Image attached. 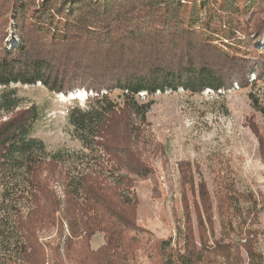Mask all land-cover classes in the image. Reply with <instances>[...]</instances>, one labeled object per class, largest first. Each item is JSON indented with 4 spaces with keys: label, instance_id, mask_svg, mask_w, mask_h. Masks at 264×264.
<instances>
[{
    "label": "trees",
    "instance_id": "obj_1",
    "mask_svg": "<svg viewBox=\"0 0 264 264\" xmlns=\"http://www.w3.org/2000/svg\"><path fill=\"white\" fill-rule=\"evenodd\" d=\"M263 45L264 0H0V117L9 116L0 121V264H121L137 259V244L147 251L135 185L154 178L147 150L161 148L146 133L153 100L137 94L245 87L250 73L264 79ZM17 83L95 94L66 112L83 150L46 151L32 136L39 110L21 108ZM198 188V242L186 212L182 243L155 239L151 264H243L241 250L264 264V196L218 185L215 238L212 201L204 182Z\"/></svg>",
    "mask_w": 264,
    "mask_h": 264
},
{
    "label": "rangeland",
    "instance_id": "obj_2",
    "mask_svg": "<svg viewBox=\"0 0 264 264\" xmlns=\"http://www.w3.org/2000/svg\"><path fill=\"white\" fill-rule=\"evenodd\" d=\"M15 42V34L6 40L7 45ZM252 74H249L247 86L241 87L234 81L230 87L218 89L222 90L220 92H209L212 89L205 88L199 93H190L178 88L176 91H156L151 96L137 94L140 102L153 100L146 114V133L152 139L151 145H158L161 151L154 152V147L147 150V161L154 169V178L139 179L135 185L136 221L146 230L138 234L147 243V251L142 253V246L137 244V259L120 256L121 264H151L148 253L154 247L155 239L171 236L174 241L178 238L177 226L182 225L186 212L198 242L194 201L198 198L201 181L212 201L215 238L222 236L223 231L215 207L214 189L218 185L232 182L239 191L264 196V154L258 137V134L264 136V121L249 96L252 94L264 106V79L257 80ZM13 86L22 99L21 108L34 104L39 110L32 136L44 142L46 151L60 149L77 153L83 150L81 142L70 132L66 112L75 103L83 106L86 98L82 93L91 92L89 95H92L91 90L81 88L77 95L78 92H50L40 83ZM110 94L112 99L121 101L117 90ZM8 117L3 115L0 121ZM258 221L264 226V207ZM177 241L182 243L180 238ZM100 243L102 235L97 234L91 242L92 247ZM257 248L264 253L261 236ZM241 254L243 264H248L244 251L241 250Z\"/></svg>",
    "mask_w": 264,
    "mask_h": 264
},
{
    "label": "bare ground",
    "instance_id": "obj_3",
    "mask_svg": "<svg viewBox=\"0 0 264 264\" xmlns=\"http://www.w3.org/2000/svg\"><path fill=\"white\" fill-rule=\"evenodd\" d=\"M253 76H254V75H253ZM80 90H81V89H80ZM222 90H223V89H222ZM222 90H218V92H220V91H222ZM80 92H81V91H79V92L77 93V95H79V94H80ZM74 94H75V93H74ZM89 94H91V92H90ZM139 94H143V95H144V94H145V92H140ZM77 95H75V96H77ZM77 97H78V96H77Z\"/></svg>",
    "mask_w": 264,
    "mask_h": 264
},
{
    "label": "built area",
    "instance_id": "obj_4",
    "mask_svg": "<svg viewBox=\"0 0 264 264\" xmlns=\"http://www.w3.org/2000/svg\"><path fill=\"white\" fill-rule=\"evenodd\" d=\"M209 92H214V90H210ZM93 95H95V94H93ZM139 96H145V95H143V94H138Z\"/></svg>",
    "mask_w": 264,
    "mask_h": 264
},
{
    "label": "clouds",
    "instance_id": "obj_5",
    "mask_svg": "<svg viewBox=\"0 0 264 264\" xmlns=\"http://www.w3.org/2000/svg\"><path fill=\"white\" fill-rule=\"evenodd\" d=\"M83 92H86L85 90H82ZM89 94L84 93V97L86 98Z\"/></svg>",
    "mask_w": 264,
    "mask_h": 264
}]
</instances>
